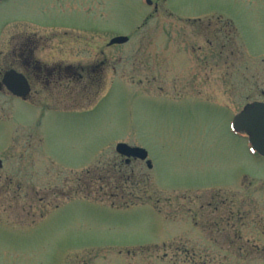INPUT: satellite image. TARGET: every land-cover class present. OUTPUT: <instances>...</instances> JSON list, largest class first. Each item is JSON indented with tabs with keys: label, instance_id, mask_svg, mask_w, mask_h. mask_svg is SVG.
Returning a JSON list of instances; mask_svg holds the SVG:
<instances>
[{
	"label": "rangeland",
	"instance_id": "374dc122",
	"mask_svg": "<svg viewBox=\"0 0 264 264\" xmlns=\"http://www.w3.org/2000/svg\"><path fill=\"white\" fill-rule=\"evenodd\" d=\"M164 16L204 28L211 16L225 34L215 54L231 67L210 73V103L190 97L194 63L165 68L166 55L193 60L192 34L207 30ZM113 36L129 40L108 47ZM26 38L104 66L82 100L25 104L0 89V264H264V158L231 129L264 103V0H1L0 76ZM182 66L185 97L164 96ZM118 143L152 167L125 164Z\"/></svg>",
	"mask_w": 264,
	"mask_h": 264
},
{
	"label": "flooded vegetation",
	"instance_id": "af4514ba",
	"mask_svg": "<svg viewBox=\"0 0 264 264\" xmlns=\"http://www.w3.org/2000/svg\"><path fill=\"white\" fill-rule=\"evenodd\" d=\"M148 5H151V0L148 3ZM155 11L157 10V7H154ZM207 28H204V26L198 27V25L203 21L202 18L198 17L196 19H183L181 17H161L159 18L161 24L164 28H168V25H174L171 28H174L177 30L175 25H181L182 23H189L188 21H196L189 23V29L196 28V30L204 29L207 30L205 33H194L192 34L195 42L197 43V47L192 44V52L194 54H191L193 56V60L189 57L186 58L184 54L177 52L175 54L174 59V65L168 66V62L170 60L166 57V64L165 68L168 71L171 69V67L178 66V60L179 58L185 59L187 63H194L192 68L194 71L192 72L193 80L191 82V88L193 89L192 98L195 99H203L206 102L210 103L213 99V96H211L212 91H210L211 88L214 86V82L210 80V73L215 72L216 67L220 68L221 66L226 67L230 71L231 67V61L230 57L228 56V59L219 63L216 59L215 54V41H223V35L222 32L216 31L215 28V22L213 23L210 21L211 16H206ZM151 19L150 17L146 20ZM205 19V18H204ZM171 20V21H170ZM205 21V20H204ZM144 23L143 25H145ZM212 28V31H210ZM138 30V29H137ZM117 36L110 37L109 41ZM192 38V37H190ZM129 40V38H128ZM180 40V43H182L181 47L186 46V39H178ZM108 41V43H109ZM107 43V46L110 45ZM113 46V45H112ZM204 46V48H203ZM220 49L218 54V60L222 59V53ZM40 51V53H39ZM84 53V54H83ZM82 55H86L85 52H81ZM100 54H103V50L100 49ZM178 54H180V57H177ZM70 56L67 53L66 49L58 50L57 48H50L48 54H43L42 50L38 48V45L36 42L26 38L25 40L19 41L15 48L12 50V53L10 55L5 56L4 63L7 64L6 69L3 68V72L0 76V89L3 90V92L7 93L12 98H16L25 104L31 103V101L35 100L38 104L40 103H46L51 100H54L55 98L67 101L70 100L73 95H76L75 89H79V99L82 100V98L85 97V91L87 89V83H88V77L90 72H101L102 68L104 66L103 60L99 61L95 65L88 66L82 62L72 64L70 62ZM225 56V55H223ZM223 63V64H222ZM229 63V65H228ZM15 71L16 73L20 74L27 85V92L25 95L21 96H15L11 92L8 91L6 86L3 84V78L4 75L8 71ZM172 70V69H171ZM203 73L204 77L202 80L199 78V73ZM166 75L163 77L165 80H162L163 86L160 88L163 90V95L166 97H170L169 95H175L176 97H185L181 96L182 94L179 93V89L187 87L186 84L189 82V72L184 71V67H180L175 73L171 72H165ZM171 77L172 80L170 83L167 82V77ZM169 77V78H170ZM202 89L203 91H201ZM206 91V92H205ZM232 129V128H231ZM234 131V130H233ZM235 133L243 134L245 136V133L234 131ZM148 155V154H147ZM125 164H129L131 160H137L134 158H130L129 161L126 157L120 156ZM150 162V161H149ZM147 168H151L152 165L150 163V167L147 165V160H145ZM44 198H40V201H43ZM194 200H191V202H194ZM221 202H226V200H222ZM228 202V201H227ZM208 206H211L210 203H208ZM228 216H231L228 220L231 221L232 217L234 216L232 212L228 213ZM216 225V223H215ZM194 227L198 230L200 229L198 226L195 225ZM218 227V226H217ZM219 232L221 230L217 229ZM199 231V230H198ZM202 233V230L200 231ZM203 235V234H202ZM229 236V235H228ZM242 236L238 233H234V238H241ZM230 239V238H229ZM216 242H213V244L210 245V247L214 246ZM229 243H231L229 241ZM241 245H239L240 247Z\"/></svg>",
	"mask_w": 264,
	"mask_h": 264
},
{
	"label": "water",
	"instance_id": "95a60500",
	"mask_svg": "<svg viewBox=\"0 0 264 264\" xmlns=\"http://www.w3.org/2000/svg\"><path fill=\"white\" fill-rule=\"evenodd\" d=\"M149 3V0H147ZM128 41L125 36H117L109 41V45L123 44ZM3 84L9 92L15 96L25 95L27 85L24 78L15 71H8L3 78ZM232 128L239 132H244L248 136V142L253 151L264 157V103L253 102L247 104L242 111L236 114L232 121ZM115 151L126 157L145 161L147 151L140 147H132L125 143H118L115 146ZM147 165L150 167V162L147 160ZM2 162L0 160V168Z\"/></svg>",
	"mask_w": 264,
	"mask_h": 264
}]
</instances>
